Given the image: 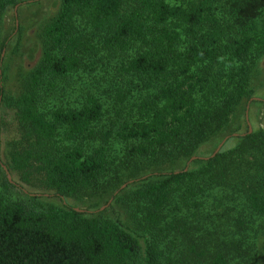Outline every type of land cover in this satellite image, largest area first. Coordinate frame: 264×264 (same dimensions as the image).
Masks as SVG:
<instances>
[{"label":"trees","instance_id":"16d2710c","mask_svg":"<svg viewBox=\"0 0 264 264\" xmlns=\"http://www.w3.org/2000/svg\"><path fill=\"white\" fill-rule=\"evenodd\" d=\"M17 3L0 0V16ZM39 36L38 60L20 76L15 98L1 97L0 39V102L14 110L20 132L3 164L62 205L20 189L12 197L15 185L0 167V264L264 262V129L193 159L196 167L136 177L188 159L247 98L252 64L264 53V0H59ZM99 50L120 58V75L137 89L131 101L129 89L118 91L119 119L97 129L104 110L93 94L78 106L47 99L58 83L69 95L83 55ZM113 142L123 143L124 167L102 182ZM129 178L135 187L113 196L128 225L64 200L98 196Z\"/></svg>","mask_w":264,"mask_h":264},{"label":"rangeland","instance_id":"374dc122","mask_svg":"<svg viewBox=\"0 0 264 264\" xmlns=\"http://www.w3.org/2000/svg\"><path fill=\"white\" fill-rule=\"evenodd\" d=\"M169 2H172V0H169ZM58 4L59 0H18L17 4L9 5L1 14L0 39L3 41L7 38L1 51V97L15 98L19 93L20 76L36 63L40 54V28L54 15ZM119 60V57L109 55L103 50L86 52L81 59L78 70L69 80L72 86V88H69L71 89L70 94L62 96L61 84L58 83L55 87L57 92L52 97L48 96V103L69 102L72 106H78L81 103L83 94L89 92L99 99L104 110L102 120L96 125L97 129L108 124L110 120L119 119H113L114 95L118 91L129 89L131 94H128V100L131 101L132 96L135 97L137 89V85L131 87L126 84L125 77L120 75ZM132 82L135 84V81ZM248 89L247 98L242 99L236 109L229 115L226 124L196 147L191 155L195 157L194 159H202L210 155L222 140L223 142L218 150L233 147L238 141V136H242L244 133L264 129V53L257 57L252 64ZM131 116L133 115L131 114ZM19 135L14 110L7 106L4 101L0 102V163L3 164L5 159L4 150L11 147V144L18 139ZM122 146L123 143L119 142L111 144L110 150L107 151V157L113 161V165L107 171V175L101 178L100 181L103 182L104 179L109 178L108 176L112 174L114 166H117L118 170H122L124 167L121 156ZM190 157L160 166H150L148 169L141 171L136 177L150 172H164L187 167L193 160H189ZM199 164L200 162H191L189 166L196 167ZM9 175L15 185V189L9 190L12 197H15L17 190L20 189L25 193L36 194L45 203L56 206L62 205V201L52 191L30 188L18 178L17 174L9 173ZM134 178L126 179L117 189L106 190L89 199L85 197L83 199L66 197L64 200L70 206L78 209L93 210L102 207L99 209L100 215L110 218L118 217L124 225H128L129 218L126 216L125 208L113 196H120L122 192L133 189L135 183L131 181ZM122 184L124 186L120 188ZM119 189H122L120 193L118 192ZM260 264H264V262Z\"/></svg>","mask_w":264,"mask_h":264},{"label":"water","instance_id":"95a60500","mask_svg":"<svg viewBox=\"0 0 264 264\" xmlns=\"http://www.w3.org/2000/svg\"><path fill=\"white\" fill-rule=\"evenodd\" d=\"M254 99H257V98H254ZM246 119V118H245ZM234 135V134H233ZM222 142H223V140L216 146V148L214 149V151L210 154V156H213L215 153H216V151L218 150V148L221 146V144H222ZM195 157L194 156H191L190 158H189V160H192V159H194ZM0 167L2 168V170L4 171V174H5V176H6V178H7V181L8 182H10V183H13L12 182V180L10 179V175H9V173H8V171H7V169H6V167L2 164V163H0ZM185 168V167H184ZM124 186V184H122L121 186H120V188L121 187H123ZM32 195V194H31ZM102 207H100L99 209H101ZM74 210H76V211H79V212H81L82 211V209H78V208H76V207H74L73 208Z\"/></svg>","mask_w":264,"mask_h":264},{"label":"flooded vegetation","instance_id":"af4514ba","mask_svg":"<svg viewBox=\"0 0 264 264\" xmlns=\"http://www.w3.org/2000/svg\"><path fill=\"white\" fill-rule=\"evenodd\" d=\"M14 14H15V12H14Z\"/></svg>","mask_w":264,"mask_h":264}]
</instances>
